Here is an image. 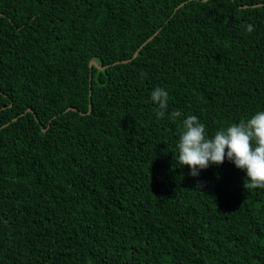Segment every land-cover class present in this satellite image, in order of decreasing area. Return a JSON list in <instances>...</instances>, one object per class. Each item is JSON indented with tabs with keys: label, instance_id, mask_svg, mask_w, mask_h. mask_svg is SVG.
Returning a JSON list of instances; mask_svg holds the SVG:
<instances>
[{
	"label": "trees",
	"instance_id": "16d2710c",
	"mask_svg": "<svg viewBox=\"0 0 264 264\" xmlns=\"http://www.w3.org/2000/svg\"><path fill=\"white\" fill-rule=\"evenodd\" d=\"M259 111L264 0H0V264H264V188L178 163Z\"/></svg>",
	"mask_w": 264,
	"mask_h": 264
},
{
	"label": "clouds",
	"instance_id": "9594fccd",
	"mask_svg": "<svg viewBox=\"0 0 264 264\" xmlns=\"http://www.w3.org/2000/svg\"><path fill=\"white\" fill-rule=\"evenodd\" d=\"M244 27L248 33L254 31L252 24ZM151 100L158 106L154 109L157 117L163 118L168 110V92L156 87L151 92ZM181 115L179 110L173 111L170 119L175 120ZM183 129L179 136L178 163L189 166L191 175L197 176L210 165H222L227 159L246 171V190L264 188V111L257 112L247 121L241 120L239 124L218 130L212 138L195 115H189L183 121Z\"/></svg>",
	"mask_w": 264,
	"mask_h": 264
},
{
	"label": "water",
	"instance_id": "95a60500",
	"mask_svg": "<svg viewBox=\"0 0 264 264\" xmlns=\"http://www.w3.org/2000/svg\"><path fill=\"white\" fill-rule=\"evenodd\" d=\"M154 37H152L151 39H149L148 41H150V40H152ZM147 41V42H148ZM146 42V43H147ZM145 43V44H146ZM144 44V45H145ZM139 51L140 50H137L136 51V53L134 54V58H136L137 56H138V54H139ZM93 67H96L97 69H99V70H105L107 67H109V65L108 66H101V65H99L98 64V62L95 60V59H93L91 62H90V68L92 69ZM92 78H93V75H91V77H90V104H89V107H90V111H91V107H92ZM68 110H75L74 108H69ZM29 111H32L31 109H29ZM89 111V112H90ZM45 131V130H44Z\"/></svg>",
	"mask_w": 264,
	"mask_h": 264
}]
</instances>
